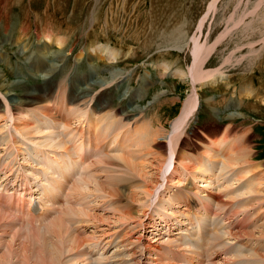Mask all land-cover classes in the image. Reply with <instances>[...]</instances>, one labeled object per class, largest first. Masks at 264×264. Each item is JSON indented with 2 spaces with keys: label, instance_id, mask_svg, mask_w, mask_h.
Here are the masks:
<instances>
[{
  "label": "rangeland",
  "instance_id": "rangeland-1",
  "mask_svg": "<svg viewBox=\"0 0 264 264\" xmlns=\"http://www.w3.org/2000/svg\"><path fill=\"white\" fill-rule=\"evenodd\" d=\"M0 1V54L4 58H0V72L5 74L4 76H1L2 73L0 74L2 79H0V86L4 87H0V93L5 101V111L7 113L12 112H10L11 117L4 112L1 114L3 117H0V126L2 125V129L0 128V143L5 139L10 141L13 137L21 148L30 147L33 150L36 147H42L43 151L44 148L46 151L49 149L55 150V153L60 151V144H57L58 140L51 130L54 124L47 123L43 118H36L39 114L34 110V107L26 106L24 112L16 109L22 114L20 115L18 112L12 111L9 105L12 102L11 98L13 99L12 103L20 102L21 97L29 89H33L34 95H38L41 91L42 95H45L42 84L44 81L41 79L43 67L46 69L51 62H54L55 55L67 53L68 56L58 57L62 63L60 62L61 66L57 72L53 76L51 74L53 79L58 80L68 73L69 85L73 91L79 87L76 92H80L82 88L95 93L97 101L95 106L100 98L106 101L107 107H118L120 106L119 96L122 95L126 87L131 89L135 85L141 87L142 93L140 96H137L138 91H134L130 96L129 103L133 111H142L139 117L149 120L151 125L155 126V132L158 133L156 139L163 140L158 143L151 142L152 146L145 141H134L137 145L134 144L136 147L129 154H112L104 162L108 165H114L115 170L102 169L92 173L88 172L84 175V180L82 179L80 182V188H76V194L72 186L69 195L73 202H69L67 205L73 207V211L76 212L74 215L66 217L68 221L65 219L66 225L69 227V234L67 233L68 236L65 235L63 238L66 242H64L65 240L62 241L63 244L68 246L65 250L63 247L62 252H65V255L63 256L62 253L59 257L60 260L59 258L54 260L56 261L54 264H91V257L88 258L85 248L90 249L97 246L104 254L102 258H98L100 263L103 261L107 264H185L183 261L195 257L191 254L197 252L198 249H191L193 247L186 246L184 243V241L192 242L190 234L179 235L178 233L179 228L185 225L186 220L192 223V219L190 215L183 211L182 206H178L179 208L176 205L173 208L166 207L169 209L166 214H162L160 211L165 208L163 204H168V201H170L168 199H172L170 205L173 204L175 199H180L185 206L188 192L195 193V191H197V195H200L201 202L199 203L205 205L207 212H210L211 209L212 213L219 215L218 219L215 220L218 223L217 227L224 226L214 235L219 238V243L214 242V249H217L216 246L218 245L219 250H214L207 256V261L210 257V263L206 264H231L230 261L236 264L234 261L236 254H230V256L226 254L234 252L229 251L231 248L249 251V257L254 258L247 260L248 264H264V174H262V171H264V167H262L264 166V164L262 165L264 163V0H218L216 9L213 11H210V8L214 0ZM75 6L78 11H75ZM205 17L206 20L200 35L197 32L198 27ZM240 20L241 23L234 26ZM228 28L231 29L226 32ZM49 36H53V39L63 38V45L59 46L53 43ZM195 36L200 37L202 44L216 45L207 61V65H204V67L209 71L218 69L215 76L223 77L226 80L218 86L216 85L217 87L207 86L208 81H201L196 84V93L199 94L198 107L186 121L187 123L175 143L173 161L176 163L171 162L170 170L174 166L177 172L175 171L173 175H169L170 171L163 172L168 178L162 180L164 174L157 170V168H161L159 159L162 160V163L164 160L166 161L169 155L168 157L165 155L169 152L165 154L158 145L165 142L164 139L171 131L174 121L182 114L185 100L194 93V86L187 78L189 77L187 73L193 62L194 44L191 39ZM36 40L39 42L38 45ZM187 43H189L188 47H186ZM102 46L107 48L102 49ZM183 46L184 49L179 48ZM58 47L64 50L62 51L63 54ZM33 49H35V53L32 55L31 60L34 59L39 62L38 67H33L24 58L25 55L30 56L29 50ZM100 49L102 51L104 49L115 50L117 59L110 60L106 56L108 51L102 53ZM228 58L229 62L227 63ZM181 71L184 73L183 75ZM184 76L186 78H183ZM246 79L248 81H245ZM10 83H17L18 86L14 88V93L7 94L8 88L6 86ZM241 88L246 89L241 90ZM61 93L62 91L57 92L55 99L54 95L51 94L49 97L52 100H45V105L48 106L52 101V103L63 104L68 109V104L64 103L63 99L61 100ZM224 95H227L226 99L222 98ZM74 96V94H71L68 99L71 100V97L73 99ZM7 99H10L11 102ZM233 105H235L234 109ZM43 109L44 107L39 110ZM67 109L64 111H67ZM61 114L63 116V113ZM66 115L70 119V115L68 113ZM69 119L64 122H68ZM107 120L111 123L110 118ZM9 122L10 124H8ZM64 122H62L63 126H65ZM223 122L251 125L253 129H256V135L252 136L251 132L249 135V132H246L245 129V132L240 136V138H245L243 146L240 147L234 142L229 143L226 128L222 125ZM5 124H8L10 128L4 129L3 125ZM18 124L20 127L16 126ZM142 124L143 122L136 121L137 130L135 129V134L140 133L139 130H142ZM80 126L81 128L84 127L82 122ZM17 127L20 128L23 135L17 130ZM33 127L35 129L38 127L36 130H39V134L36 133L37 131ZM65 127H69V122ZM45 128L50 129V131ZM85 128H87V124ZM11 129L16 132L11 131ZM31 129L35 131L32 132ZM222 129L224 130L222 131ZM45 130L46 132H44ZM47 132L53 134L49 133L47 135ZM8 133L11 134L7 137ZM205 134H210L211 139L213 138L216 142L205 139ZM183 135H186L188 139H182ZM217 135H219L218 138ZM83 136L82 134V138ZM79 138L81 137L79 136ZM151 138L153 139V137ZM76 139H78L77 136ZM83 139L86 140L85 136ZM46 140L50 141L49 146L52 147L44 146L48 143ZM177 143L180 147L178 149ZM246 146L247 151H245ZM143 147L147 150L149 148V152L153 147L150 153L153 155L155 151L154 154L157 155L152 157ZM1 148L0 145V155L4 154L9 157V149L3 150ZM218 151H220V154ZM147 152L149 155H147ZM182 155L185 156L182 157ZM154 158L160 163L157 164ZM179 159L180 161H178ZM31 161L40 162L35 156L31 157ZM60 161L64 162L65 165H67L66 162H70V160L66 161L64 157ZM26 163L24 165L27 171L31 167H35L31 162H29L31 164L29 166ZM127 163L129 165L131 163V165L129 166ZM9 166H11L9 161H5L4 169H9ZM39 166L38 164L35 169H38ZM120 166L123 168H120ZM196 166L199 170L195 169ZM210 167L213 169H208ZM185 168H191L192 173L188 169L185 170ZM4 169L0 163V178L2 180L8 178L11 182L15 177H18L17 174H13L14 172H5ZM156 170L160 172L156 173ZM5 173L7 177H4ZM143 174H146L144 178L141 177ZM156 174L158 177L155 176ZM187 175H189L191 181L187 182L185 180L188 178ZM201 176L207 179L205 183L200 182ZM10 182L8 187H5V193H0V196L6 195L11 198V188L13 186L10 185ZM156 182L158 183L156 184ZM154 184L157 186L159 184L161 188ZM161 184H163V187ZM199 184H203V186L198 187ZM0 185L5 186V183L1 181ZM113 185L116 188L112 187ZM156 187L160 190H155L158 194L154 191ZM182 188L184 189L179 195L174 193V191ZM115 189L117 190L114 191ZM149 190L152 191V194L149 192L151 195H147ZM125 191H128V193L131 191V193L128 194ZM135 193L138 195H135ZM132 194L136 197L134 198ZM159 195L161 197L164 195V197L161 198ZM150 196L156 198L158 207L153 205L155 199ZM212 197H215V200H212ZM112 198H114L113 201ZM191 198L193 200L191 205L195 206L198 211L199 206L197 205L199 203H197V199ZM160 204L162 205L161 210ZM1 208L3 209V207ZM1 208L0 212L4 213ZM133 208L135 209L133 210ZM76 209L79 210V214ZM133 211H136V214ZM162 211H166V209ZM137 212L140 218L137 216ZM75 214L78 216H75ZM86 214L87 216H85ZM135 215L137 218L134 217ZM201 218L203 219V217ZM125 221H127V224ZM5 226L9 228V221L6 219L0 225V264H3V261L7 264L8 259L10 264H49L41 261L40 257L43 256V251H38L37 254L36 250L34 252V244L24 241L19 236L17 237L10 228L8 229ZM200 227L203 228V226L195 223L192 232L195 234ZM205 229L210 231L213 229V225L205 227ZM16 230L18 229L16 228ZM215 230H217L216 227ZM87 237L89 240L91 238V241L88 240L89 242H87ZM52 239V236L49 237V240ZM73 239H77V241L74 242ZM168 239L169 241L171 239L173 243L168 242ZM193 239H197V236L195 235ZM168 243L170 244L168 245ZM70 245L81 248L69 250L67 247ZM208 245L211 246L212 242L209 241ZM224 245L225 250H223ZM30 246H33V249ZM69 251H72V253L70 254ZM223 252H226V255L221 256ZM241 253L245 254V252ZM32 254L38 256L37 260H35L36 256L34 258ZM212 255L215 258L213 262L211 261ZM225 256L226 258H224ZM84 257L87 260H84ZM70 258L73 259L69 260ZM201 258H204V256L199 259L196 257V264H202Z\"/></svg>",
  "mask_w": 264,
  "mask_h": 264
},
{
  "label": "bare ground",
  "instance_id": "bare-ground-1",
  "mask_svg": "<svg viewBox=\"0 0 264 264\" xmlns=\"http://www.w3.org/2000/svg\"><path fill=\"white\" fill-rule=\"evenodd\" d=\"M10 1V0H9ZM19 1V0H18ZM1 2V1H0ZM82 2V1H81ZM217 2H218V0H214L213 1V3L211 4L212 6H211V8H210V11L212 10H215L216 9V4H217ZM4 3H6V2H4ZM21 3V2H20ZM76 4V3H75ZM2 5V4H1ZM5 5V4H4ZM3 6V5H2ZM17 6V5H16ZM81 6V5H80ZM5 7V6H4ZM2 10V9H1ZM3 11V10H2ZM6 11V10H5ZM75 11H78V8L75 6ZM5 14V13H4ZM5 16V15H4ZM208 16V15H207ZM3 17V16H2ZM7 17V16H6ZM5 19V18H4ZM7 19V18H6ZM95 20V19H94ZM206 20V17L201 21V23H200V25H199V27H198V31L197 32H199L200 33V35H201V31H202V26H203V24H204V21ZM242 20V19H241ZM241 20L239 21V22H236V24L234 25V26H237L238 24H240L241 23ZM91 21H92V19H91ZM90 27V26H89ZM231 28H228L227 29V31L226 32H228L229 30H230ZM61 38V37H60ZM174 38V37H173ZM49 39L53 42V43H56L57 45H60L61 44V42H62V39H57V38H54L53 39V36H49ZM49 40V41H50ZM192 40V42H193V44H194V53H193V62H192V65H191V67H189V69H188V73H187V75H189V77H187V78H189L190 79V81H191V85H193L194 86V93L189 97V98H187V100H185V104H184V108H182L183 110H182V114L181 115H179L180 117L177 119V120H175L174 121V123H173V126H172V129H171V131L167 134V136L165 137V142H163L162 144H159L158 146H159V148L160 149H162L164 152H165V154H167L168 152H169V154H167V155H165L166 157H168V155H169V157H168V159L165 161L164 160V162L162 163V160L161 159H159L160 161H161V163L159 162V161H157L155 158V160H156V162H157V164H158V162L160 163V165L159 166H161V168L159 169V168H157V170H160L159 172L160 173H163V172H169V175L171 174V175H173L174 173H175V171H176V167H172L173 169H171L170 170V168H171V162L173 161V159H174V157H175V143L177 142V140H178V136H179V134H181L180 132H181V130L184 128V125H186V121H188V119H189V117H190V115H193V112L197 109V107H198V104H199V94H197L196 93V84L198 83V82H201V81H208L207 82V86H210V87H213V86H218V84H220V83H222V82H224L226 79L225 78H219V77H217V76H215L216 74V72H218L216 69V71L214 70H211V71H209V70H206L205 69V67H204V65H207V61H208V59H209V57H210V55L212 54V51H214L213 49H215V46H208L207 44H202V42L200 41V37H198V36H195L193 39H191ZM219 40V39H218ZM263 41V40H262ZM216 42H217V40H216ZM63 43V42H62ZM215 43V42H214ZM188 44L189 43H187V46L186 47H188ZM63 45V44H62ZM210 45V44H209ZM176 46V45H175ZM179 46V45H178ZM180 46H182V45H180ZM177 47V46H176ZM179 48H183L184 49V46L183 47H179ZM102 49H103V47H102ZM96 50V49H95ZM101 50V49H100ZM106 51H108V53L106 52ZM115 51V50H114ZM114 51H111V50H109V49H104V51H102L101 50V52L103 53V52H105V53H107V57L110 59V60H116L117 59V53L116 52H114ZM100 52V53H101ZM232 54V53H231ZM0 58H3L2 56H1V54H0ZM106 58V57H105ZM4 59V58H3ZM108 60V59H107ZM110 60H108V61H110ZM226 62L228 63L229 62V58L226 60ZM225 62V63H226ZM45 66V65H44ZM168 68V67H167ZM40 69V68H39ZM43 69H45L44 67H43ZM178 71V70H177ZM123 72V71H122ZM2 72H0V74H1ZM113 73V72H112ZM124 73V72H123ZM175 73H176V71H175ZM181 73H182V75L184 74L182 71H181ZM3 74V73H2ZM1 74V76H4L5 74H3L2 75ZM177 74H179L178 72H177ZM114 75V74H113ZM149 75V74H148ZM115 76H117V75H115ZM176 76V75H175ZM218 76H220V75H218ZM223 76V75H222ZM7 77V76H6ZM113 77V76H112ZM120 77V76H119ZM121 78V77H120ZM183 78H186L185 76L183 77ZM1 79V78H0ZM147 79V78H146ZM2 80V79H1ZM0 80V81H1ZM115 80V79H114ZM4 81V80H3ZM245 81H248L247 79L245 80ZM4 83V82H3ZM7 83V82H6ZM4 85V84H3ZM18 86V84L17 83H10V84H7V86H6V88H8V92H7V94H11V93H14V88H16ZM196 86V87H195ZM216 86V87H217ZM0 87H2V88H4L3 86H0ZM88 87V86H87ZM226 87V86H225ZM227 88H228V86H227ZM250 88V87H249ZM244 89H246V88H244ZM244 89H242L241 88V90H244ZM4 90V89H3ZM27 90V89H26ZM254 90V89H253ZM5 91H7V90H5ZM247 91V90H246ZM57 92H58V89H57ZM57 92H56V95H57ZM248 92V91H247ZM16 93V92H15ZM35 94V92L33 91V89H29L25 94H24V96H20L21 97V100H20V102H17V103H12L13 102V99L11 98V100H12V102L11 101H9L8 99V101L9 102H11V105H9V108L12 110V111H15V112H18V114H20L19 113V111H16V109H19L20 111H22V112H24L26 109H25V107L26 106H31V107H34V110H36V112L38 113V110L40 109V108H42V107H44V109H43V111L45 112L44 113V115L45 116H47V117H49L50 119H52L54 122H57V121H59V119L60 118H62L60 121H64L63 120V116H62V114L61 113H63V111L65 110V109H67V107H65L63 104H56V103H52V105H50V103L48 104V106H46L45 105V96L46 95H51L49 92L47 93V94H45V95H42V91L38 94V95H34ZM238 94V93H237ZM56 95L54 96V99H55V97H56ZM255 96V95H254ZM158 97H160V96H158ZM239 97V96H238ZM241 97H242V95H241ZM246 97V96H245ZM248 97V96H247ZM260 97V96H259ZM263 98H264V96H263ZM207 99V98H206ZM208 99H209V97H208ZM245 99V98H244ZM247 99V98H246ZM256 99H257V97H256ZM71 100H72V97H71ZM105 100H107L106 98H105ZM134 100V99H133ZM155 100H156V98H155ZM211 100V99H210ZM247 101V100H246ZM102 102H104L102 99H98V104L96 105V107H98V106H100L101 105V103ZM106 102V101H105ZM254 102V101H253ZM263 102V101H262ZM208 103V102H207ZM252 103V102H251ZM261 103V102H260ZM210 104V103H209ZM212 104V103H211ZM46 106V107H45ZM13 107V108H12ZM30 108V107H29ZM30 109H32V108H30ZM258 109V108H257ZM29 110V109H28ZM30 111V110H29ZM11 112V111H10ZM17 114V113H16ZM17 114V115H18ZM20 115H22V114H20ZM16 116V115H15ZM18 117H20V116H18ZM22 117V116H21ZM59 118V119H58ZM17 120V119H16ZM22 120V119H21ZM20 120V121H21ZM25 120V119H24ZM26 121V120H25ZM43 121V120H42ZM18 122H19V120H18ZM17 122V123H18ZM23 123V122H22ZM36 123V122H35ZM27 124V123H26ZM29 124V123H28ZM24 125V124H23ZM39 125V124H38ZM64 125L65 126H67L68 125V122H64ZM16 126H19V124L18 125H16ZM27 126V125H26ZM43 126V125H42ZM20 127V126H19ZM29 127V126H28ZM27 127V128H28ZM18 128V127H17ZM22 128V127H21ZM26 128V129H27ZM34 128V127H33ZM32 128V129H33ZM38 128V127H37ZM36 128V129H37ZM82 128H83V130H82ZM81 129H80V133H82L84 136H85V138H86V140L87 141H91V142H95L96 141V139H95V136H94V134H92V133H89V131H88V129L87 128H84V127H82ZM24 129V128H23ZM25 129V130H26ZM31 129V130H32ZM35 129V128H34ZM35 129V130H36ZM40 129V128H39ZM46 129V128H45ZM160 129V128H159ZM17 130H19V132L21 131L20 130V128H18ZM24 130V131H25ZM35 130H32V132L33 131H35ZM47 130V129H46ZM46 130L44 131V132H46ZM52 130V129H51ZM136 130H137V128H136ZM224 129H222V131H223ZM37 131V130H36ZM39 131V130H38ZM36 132V133H38L39 134V132ZM47 131H50V129L49 130H47ZM142 131V130H141ZM140 130H139V132H141ZM163 131V130H162ZM184 131V130H183ZM211 131V130H210ZM41 132V131H40ZM84 132V133H83ZM157 132V131H156ZM247 132V131H246ZM21 133V132H20ZM48 133V134H47ZM47 133H44V134H47V135H49V133L50 132H47ZM135 133V132H134ZM224 133V132H223ZM22 135H23V133H21ZM29 134H31V133H29ZM35 134V133H34ZM33 134V135H34ZM50 134H53V133H50ZM156 134H158V133H156ZM21 135V136H22ZM32 135V134H31ZM41 135H42V133H41ZM84 136H83V138H84ZM51 137V136H50ZM49 137V139H51ZM77 137H78V139H79V136L77 135ZM156 137H157V135H156ZM205 139H210V140H212V142H216V140H213V138L211 139V136H210V134L209 135H207V134H205ZM82 138V139H83ZM15 139V138H14ZM48 139V140H49ZM152 139V138H151ZM153 140V139H152ZM47 141V140H46ZM138 141V140H137ZM48 143V145L46 144V145H44V146H49V143H50V141H47ZM139 142V141H138ZM141 142V141H140ZM144 142V141H143ZM167 143V144H166ZM209 143V142H208ZM52 144V143H51ZM135 144V143H134ZM141 144H143V143H141ZM152 143H150V145H151ZM179 144V143H178ZM215 144V143H214ZM251 144V143H250ZM57 145V144H56ZM135 145H137V143L135 144ZM140 145V144H139ZM157 145V144H156ZM177 145V144H176ZM51 146V145H50ZM49 146V147H50ZM143 146H144V144H143ZM152 146V145H151ZM154 146V145H153ZM209 146V145H208ZM251 146V145H250ZM249 146V147H250ZM52 147V146H51ZM58 147V146H57ZM136 147V146H135ZM141 147V146H140ZM146 147H147V145H146ZM155 147V146H154ZM216 147V146H215ZM214 147V148H215ZM241 147V146H240ZM239 147V148H240ZM54 148V147H53ZM56 148V147H55ZM144 148V147H143ZM151 148V147H150ZM180 148V147H179ZM237 148V147H236ZM59 149L62 151V153H63V149H62V146H60L59 147ZM79 149L81 150L82 148L79 146ZM145 150H147L146 148H144ZM155 149V148H154ZM210 149V148H209ZM141 150H143V149H141ZM148 150H149V148H148ZM147 150V151H148ZM152 150H153V147H152ZM152 150L150 151V152H152ZM156 150V149H155ZM236 150V149H235ZM91 151H93V156H95V157H100V154H99V147H96L95 145H92L91 146ZM162 151V152H163ZM210 151V150H209ZM212 151V150H211ZM238 151V150H237ZM252 151V150H251ZM143 152H144V150H143ZM149 152V151H148ZM148 152H147V155H149V154H151L150 152H149V154H148ZM159 152V151H158ZM180 152V151H179ZM232 152H233V150H232ZM55 153V152H54ZM154 153H155V151H154ZM153 153V155H154V157L157 155H155ZM156 153H157V151H156ZM205 153H206V150H205ZM213 153V152H212ZM214 153H216V152H214ZM228 153V152H227ZM55 154H57V153H55ZM231 154V153H230ZM152 155V154H151ZM153 155H152V157H153ZM238 155H240V154H238ZM126 156H128V155H126ZM161 156H162V154H161ZM179 156V155H178ZM185 156V155H184ZM183 155H182V157H184ZM211 156V155H210ZM212 156H214V155H212ZM241 156V155H240ZM131 157V156H130ZM129 157V158H130ZM133 157V156H132ZM147 157V156H146ZM163 157H164V154H163ZM177 157V156H176ZM180 157V156H179ZM65 158V157H64ZM78 158H80V161L78 162V164H76L73 160H72V162H69V163H67L66 162V164H67V166L69 167V168H71V169H73L72 167H75V166H79V168L80 167H82V163H84V161L81 159V157L80 156H78ZM123 158V157H122ZM209 158V157H208ZM219 159H220V157H218ZM222 158V157H221ZM131 159V158H130ZM139 159V158H138ZM153 159V158H152ZM186 159V158H185ZM218 159V160H219ZM250 159V158H249ZM65 160L66 161H69L70 159L69 158H65ZM122 160V159H121ZM132 160V159H131ZM130 160V161H131ZM154 160V161H155ZM177 160V159H176ZM184 160V159H183ZM52 161L53 162H55V163H58V164H63V165H65V163L64 162H62V161H60V159L58 158V157H54V158H52ZM126 161V160H125ZM178 161H180V159L178 160ZM186 161V160H185ZM189 161H191V160H189ZM251 162L253 161V160H250ZM123 162V161H122ZM127 162H128V160H127ZM132 162V161H131ZM134 162H135V160H134ZM138 163H139V161H137ZM166 162H167V164H166ZM173 162H175V161H173ZM184 162V161H183ZM192 162V161H191ZM195 162H197V161H195ZM210 162V161H209ZM225 162H227V161H225ZM228 162H230V161H228ZM255 162V161H254ZM133 163V162H132ZM136 163V162H135ZM176 163V162H175ZM180 163V162H179ZM199 163V162H198ZM201 163V162H200ZM231 163V162H230ZM256 163H257V161H256ZM145 164V163H144ZM147 164V163H146ZM187 164V162L185 163V165ZM226 164V163H225ZM264 163H262V165H263ZM26 165L27 166H29V165H31L29 162H27L26 163ZM122 165V164H121ZM127 165H129L128 163H127ZM130 165H131V163H130ZM129 165V166H130ZM137 165H139V164H137ZM140 165H142V164H140ZM139 165V166H140ZM176 165V164H175ZM184 165V164H183ZM190 165V164H189ZM193 165V164H192ZM196 165H198V164H196ZM259 165H261V163H259ZM124 166V165H123ZM188 166V165H187ZM191 166V165H190ZM195 166V165H194ZM40 167H42V168H40ZM122 166H120V168H121ZM133 168L135 167V165L134 166H132ZM154 167V166H153ZM164 167H165V169H164ZM262 167H264V166H262ZM10 168H11V166H9V169L7 168V170L8 171H12V170H10ZM123 168V167H122ZM184 168V167H183ZM193 168V167H192ZM198 167L196 166V168L195 169H197ZM260 168H261V166H260ZM129 169V168H128ZM128 169H126V170H128ZM139 169H141L140 167H139ZM147 169V168H146ZM186 169H188L189 170V172H191L190 170H191V168H185V170ZM195 169H194V171H195ZM36 171H39V172H41V173H39V172H37V173H32L31 171H27V172H22V173H19L17 176L19 177V179H24V180H26V183L25 184H28V181H29V179L31 178V179H33L34 181L35 180H37L38 179V177H40V176H46L47 174H48V172H51L52 170H54V167H53V165H51L49 168L48 167H46V168H44V166H39V168L38 169H35ZM142 170V169H141ZM156 170V173L158 172ZM197 170H199V169H197ZM260 170V169H259ZM7 172V171H6ZM76 173L78 172V171H75ZM120 172V171H119ZM137 172V171H136ZM144 172H146V171H144ZM143 172V173H144ZM158 172V173H159ZM177 172V171H176ZM182 172H183V170H182ZM198 172V171H197ZM264 171H262V174H264L263 173ZM12 173H13V171H12ZM88 173V170L86 171V172H84L82 175H80V176H77V178L79 177V181L77 182V183H75L74 184V175H72V176H69L68 178H67V176L66 175H62L61 177H60V179L58 180V182H59V185H58V187L56 186V185H53L54 186V189H50V188H47V189H45V194H46V196L47 197H49L51 194H52V192H53V190H55V192H56V195H57V197L59 198L60 197V195H61V190L62 189H64V188H67L68 189V191H69V194H70V192H71V188H72V186H73V191L75 192V194H76V188L78 189V188H80L79 187V185H80V182L82 181V179L84 180V175H86ZM106 173V172H105ZM139 173H140V171H139ZM179 173V172H178ZM188 173V172H187ZM192 173V172H191ZM14 174V173H13ZM147 174V173H146ZM146 174L144 175L143 174V176H141V177H145L146 176ZM151 174V173H150ZM155 174V173H154ZM164 174V173H163ZM162 174V175H163ZM183 174V173H182ZM261 174V173H260ZM153 175V174H152ZM161 175V174H160ZM161 175V176H162ZM190 175V174H189ZM154 176V175H153ZM155 176H157V174L155 175ZM193 176V175H192ZM217 176V175H216ZM263 176V175H262ZM17 177V178H18ZM138 177H140L139 175H138ZM140 177V178H141ZM150 177H152L151 175H150ZM149 177V178H150ZM158 177V176H157ZM196 177V176H195ZM212 177V176H211ZM259 177V176H258ZM264 177V176H263ZM114 178V177H113ZM154 178V177H153ZM160 178V177H159ZM166 178H168L167 176H165V174H164V177L162 176V180L163 179H166ZM116 179V178H115ZM142 179V178H141ZM148 179V178H147ZM152 179V178H151ZM158 179V178H157ZM199 179V178H198ZM116 180H118V179H116ZM150 182H151V180L150 179H148ZM154 180V179H153ZM170 181H171V179H169ZM200 182H202V183H205L206 182V180H205V178H203L202 176L200 177ZM92 181V180H91ZM94 181V180H93ZM108 181H109V179H108ZM107 181V182H108ZM134 181V180H133ZM146 181V180H145ZM155 181V180H154ZM167 181H168V179H167ZM187 181V180H186ZM85 182H87V181H85ZM97 182V181H96ZM113 182V181H112ZM115 182V181H114ZM169 182V181H168ZM176 183H178L177 181H175ZM94 183V182H93ZM105 183V182H104ZM116 183V182H115ZM125 183V182H124ZM129 183V182H128ZM155 183V182H154ZM158 182H156V184H157ZM162 183V182H161ZM112 184V183H111ZM134 184H136V183H134ZM156 184H154V185H156ZM164 184V183H163ZM163 184H161L162 185V187H163ZM175 184V183H174ZM180 184V183H179ZM263 184H264V182H263ZM74 185H75V187H74ZM102 185V184H101ZM118 185H120V184H118ZM167 185V184H166ZM182 185V184H181ZM1 186V185H0ZM94 186V185H93ZM98 186H99V184H98ZM105 186V185H104ZM108 186H110V185H108ZM133 186V185H132ZM135 186H138V185H135ZM157 186V185H156ZM200 186H203V184H199L198 185V187H200ZM96 187V186H95ZM94 187V188H95ZM112 187H115L114 185L112 186ZM111 187V188H112ZM153 187H155V186H153ZM157 187H160L161 188V186L158 184V186ZM156 187V189H154V191L155 190H158V188ZM92 188V187H91ZM97 188V187H96ZM99 188H100V186H99ZM110 188V189H111ZM116 188V187H115ZM118 188V187H117ZM101 189V188H100ZM91 190V189H90ZM94 190V189H93ZM99 190V189H98ZM117 189H115L114 191H116ZM127 190V189H126ZM131 190V189H130ZM133 190V189H132ZM135 190V189H134ZM153 190V189H152ZM196 190V189H195ZM145 191H146V189H145ZM158 191H160V190H158ZM120 192V191H119ZM125 192H127L128 193V191H125ZM149 192L151 193L152 191H147V195H151V194H149ZM156 193H157V191H155ZM197 191H195V193L194 194H197L196 193ZM33 191H32V189L30 188V193L28 194V196H32L33 195ZM127 193H125V194H127ZM129 193H131V191L129 192ZM128 193V194H129ZM154 193V192H153ZM155 193V194H156ZM68 194V197L70 198V195ZM116 194V193H115ZM114 194V195H115ZM143 194H145L144 192H143ZM158 194V193H157ZM1 195V194H0ZM19 195V199L17 200V202H15V203H13V206L15 207V209L17 210H19V211H23V212H25L26 213V215L29 217L27 220H26V222H27V224L31 227V228H33V230L34 231H29V230H26V229H24L22 226H20L13 218H11V217H9L8 215H6L5 213H2V212H0V215H2V216H0V225L5 221V219L7 220V221H9V228L11 229V231L13 232V234H16V236L18 237H20V238H22V239H24V241L26 240V241H28L30 244H34V252H36L37 251V254H38V251H43L42 253H43V256H41L40 258H41V261L42 262H47V263H49V264H54L56 261H54V260H57L60 256H61V254L63 253L62 251H63V247H64V250L66 249V246H68V245H65V244H63V241L65 240H63V238H64V236L65 235H67V233L69 234V232H68V228L69 227H67V225H66V220L65 219H67L68 217V215H74V213L76 212V211H73V207H71V206H69V205H65L64 206V208L61 210V211H58V212H55V213H44V214H42V216L40 217V218H34V217H32V216H30L28 213H27V211L25 210V206H26V203H27V201L24 199V197H22V194L21 193H19L18 194ZM64 195V194H63ZM117 195H118V193H117ZM119 195H121V194H119ZM133 195V194H132ZM135 195H138V194H136L135 193ZM188 195V194H187ZM116 196V195H115ZM125 196V195H124ZM129 196V195H128ZM131 196V195H130ZM145 196H146V194H145ZM160 196V195H159ZM126 197V196H125ZM133 197L135 198L136 196H134L133 195ZM138 197V196H137ZM151 198H152V196H150ZM192 196H189L188 195V199H186L185 200V206L183 207V211H185V213H187V212H190L192 209L193 210H195V211H197V209H196V207L194 206L193 207V205H191L192 204V202L191 201H193L192 200V198H191ZM7 198H9V197H7ZM119 198H121V197H119ZM129 198V197H128ZM127 198V199H128ZM133 198V199H134ZM151 198H150V200H151ZM155 200H156V198L155 197H153ZM152 198V199H153ZM157 198H159V197H157ZM213 199L212 200H215V197H212ZM52 199H54V197H52ZM126 199V200H127ZM22 200H23V202H24V206L22 207ZM175 201H176V203H175ZM175 201L173 202L174 204H178L179 202H181L180 201V199H175ZM12 202V201H11ZM11 202H10V204H11ZM118 202V201H117ZM116 202V203H117ZM148 202V201H147ZM132 203V202H131ZM117 204H119V203H117ZM128 204V203H127ZM126 204V205H127ZM134 205V204H133ZM145 205V204H144ZM1 206H4V202L3 203H1ZM148 206V205H147ZM162 206V205H161ZM198 206V205H197ZM69 207H71V208H69ZM108 207V206H107ZM135 207V206H134ZM178 207V206H177ZM243 207V206H242ZM1 208V207H0ZM118 208V207H117ZM130 208V207H129ZM179 208V207H178ZM2 209V208H1ZM120 209V208H119ZM135 208H133V210H134ZM146 209H147V207H146ZM166 208H162V210H165ZM3 210V209H2ZM77 210V209H76ZM123 210V209H122ZM79 210H77V213L79 214V212H78ZM134 212V211H133ZM136 212V211H135ZM134 212V213H135ZM116 213V212H115ZM123 213V212H122ZM141 213H143L142 211H141ZM185 213H183V214H185ZM83 214H84V212H83ZM116 214H119V213H116ZM127 214V213H126ZM136 214V213H135ZM145 214V213H144ZM188 214V213H187ZM123 215H125V214H123ZM134 215V214H133ZM141 215V214H140ZM170 215V214H169ZM254 215H255V213H254ZM4 216V217H3ZM75 216H78V215H76L75 214ZM85 216H87V214L85 215ZM117 216V215H116ZM115 216V217H116ZM128 216V215H127ZM137 216H138V212H137ZM145 216V215H144ZM187 216V215H186ZM253 216V215H252ZM67 217V218H66ZM73 217V216H72ZM113 217H114V215H113ZM112 216H111V218H113ZM120 217H121V215H120ZM134 217H136V215L134 216ZM139 217V216H138ZM142 217H143V214H142ZM50 218V219H49ZM70 218H71V216H70ZM122 218H124L123 216H122ZM137 218V217H136ZM140 218V217H139ZM144 218V217H143ZM143 218H141V219H143ZM104 219V218H103ZM132 219V218H131ZM141 219H140V221H141ZM44 220V221H43ZM107 220H109V219H107ZM114 220V219H113ZM126 220H127V218H126ZM41 221H43V222H45L46 224H45V227H43V228H41V226H39L38 224H39V222H41ZM67 221H68V219H67ZM102 221V220H101ZM122 221V220H121ZM251 221V220H250ZM127 221H125V223H126ZM116 223V222H115ZM118 223V222H117ZM121 223V222H120ZM140 223V222H139ZM119 224V223H118ZM122 224V223H121ZM127 224V223H126ZM146 225V224H145ZM18 226H20V227H22V228H19ZM249 226V225H248ZM6 227V226H5ZM6 228H8V227H6ZM5 228V229H6ZM8 228V229H9ZM16 228L18 229V230H16ZM201 228V227H200ZM248 228V227H247ZM43 229H45L44 231H42ZM252 231V230H251ZM53 237V239L52 240H49V237ZM68 236V235H67ZM127 236V235H126ZM254 236V235H253ZM263 237V236H262ZM36 238V239H35ZM88 238V237H87ZM259 238V237H258ZM264 238V237H263ZM35 239V240H34ZM51 239V238H50ZM55 239V241H53ZM68 239H69V237H68ZM67 239V240H68ZM78 239V238H77ZM77 239H75L76 241H77ZM155 239V238H154ZM63 240V241H62ZM75 240L73 239V241L75 242ZM89 240V238L87 239V242H89V241H91V238H90V240ZM139 240H140V238H139ZM72 241V242H73ZM81 241V240H80ZM129 241H131V240H129ZM50 242V243H49ZM64 242H66V240L64 241ZM68 242H70V241H68ZM132 242V241H131ZM168 242H172L171 241V239H170V241H169V239H168ZM60 243V244H59ZM71 243V242H70ZM82 243V242H81ZM130 243V242H129ZM173 243V242H172ZM171 243V244H172ZM72 244V243H71ZM79 244V243H78ZM126 244H127V242H126ZM131 244H133L134 245V243L132 242ZM130 244V245H131ZM145 244V243H144ZM170 243H168V245H169ZM29 245V244H28ZM81 247H82V244L80 245ZM11 247H12V244H11ZM14 247V246H13ZM30 247H32V249H33V246H30ZM38 247V248H37ZM80 247V248H81ZM123 247V246H122ZM144 247V246H143ZM69 250H77L73 245L71 246H69V247H67ZM79 248V249H80ZM181 248V247H180ZM11 249V248H10ZM145 249H146V247H145ZM198 249V251L197 252H199V254H197L196 255V257L199 259L202 255L200 254L201 253V251H200V248H197ZM259 249H261V248H259ZM12 250H13V248H12ZM30 250V249H29ZM36 250V251H35ZM23 251V250H22ZM15 252V251H14ZM13 252V253H14ZM70 252V254L72 253V251H69ZM77 252V251H76ZM196 252V253H197ZM7 253V252H6ZM33 253V252H32ZM65 253V252H64ZM63 253V256L65 255ZM16 254V253H15ZM21 254V253H20ZM55 254V255H54ZM17 255V254H16ZM33 255V254H32ZM41 255V254H40ZM82 255H84V253H82ZM192 256H195V252L193 253V254H191ZM258 255V254H257ZM23 256V255H22ZM34 256V255H33ZM36 256V259L35 260H37V255H35ZM35 256H34V258H35ZM71 256H73V257H75L74 255H71ZM259 256V255H258ZM261 256V255H260ZM19 257V256H18ZM32 257V256H31ZM31 257H30V259H31ZM69 257V256H68ZM78 257H79V255H78ZM78 257H77V259H78ZM8 258V257H7ZM6 258V259H7ZM13 258V257H12ZM15 258V257H14ZM25 258V257H24ZM81 258V257H80ZM83 258V257H82ZM1 259V258H0ZM64 259H66L65 257H64ZM63 259V260H64ZM73 258H70L69 260H72ZM158 259V258H157ZM25 260V259H24ZM40 259L38 258V261H39ZM59 260H60V258H59ZM68 260V261H69ZM82 260V259H81ZM84 260H87V259H85V257H84ZM160 260V259H159ZM164 260V259H163ZM2 261V260H1ZM12 261V260H11ZM79 261V260H78ZM13 262V261H12ZM41 262V263H42ZM59 262V261H58ZM81 262V261H80ZM8 263L10 264V262H9V259H8ZM7 263V264H8ZM68 263V262H67ZM70 263V262H69ZM74 263V262H73ZM86 263V262H85ZM155 263V262H154ZM3 264H5L4 263V261H3ZM21 264V263H20ZM63 264V263H62ZM163 264V263H162Z\"/></svg>",
  "mask_w": 264,
  "mask_h": 264
},
{
  "label": "crops",
  "instance_id": "crops-1",
  "mask_svg": "<svg viewBox=\"0 0 264 264\" xmlns=\"http://www.w3.org/2000/svg\"><path fill=\"white\" fill-rule=\"evenodd\" d=\"M222 134V133H221Z\"/></svg>",
  "mask_w": 264,
  "mask_h": 264
}]
</instances>
